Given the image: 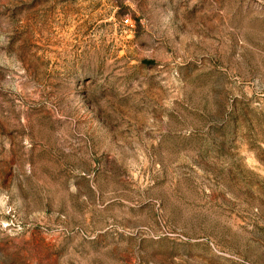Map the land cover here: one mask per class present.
<instances>
[{"label":"rangeland","instance_id":"1","mask_svg":"<svg viewBox=\"0 0 264 264\" xmlns=\"http://www.w3.org/2000/svg\"><path fill=\"white\" fill-rule=\"evenodd\" d=\"M0 264H264V0H0Z\"/></svg>","mask_w":264,"mask_h":264},{"label":"built area","instance_id":"2","mask_svg":"<svg viewBox=\"0 0 264 264\" xmlns=\"http://www.w3.org/2000/svg\"><path fill=\"white\" fill-rule=\"evenodd\" d=\"M128 22H129V20H128V19H126V20H125V23H128Z\"/></svg>","mask_w":264,"mask_h":264}]
</instances>
